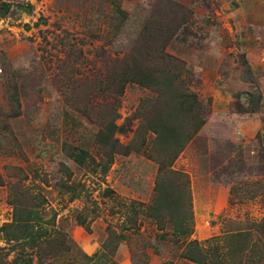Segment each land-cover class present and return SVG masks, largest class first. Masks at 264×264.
Listing matches in <instances>:
<instances>
[{
	"label": "rangeland",
	"instance_id": "rangeland-1",
	"mask_svg": "<svg viewBox=\"0 0 264 264\" xmlns=\"http://www.w3.org/2000/svg\"><path fill=\"white\" fill-rule=\"evenodd\" d=\"M251 1L0 0V264H195L230 235L216 264H264Z\"/></svg>",
	"mask_w": 264,
	"mask_h": 264
},
{
	"label": "trees",
	"instance_id": "trees-1",
	"mask_svg": "<svg viewBox=\"0 0 264 264\" xmlns=\"http://www.w3.org/2000/svg\"><path fill=\"white\" fill-rule=\"evenodd\" d=\"M3 7L5 10V13H7L12 8V4L4 3ZM16 7L18 9L24 8L23 5H17ZM109 134H110V131H107L106 134L104 135L105 140L109 138ZM86 156L87 154L85 152L80 151V153L77 156L72 157V160L81 166L85 163ZM156 190H157V199L154 203L155 205L154 209L158 215L154 213L155 216H157V218H160L159 215L161 214L162 211H165V210L172 212L173 215L176 214V211L180 209V199L182 196V190L178 187L174 188V184L171 185V188H167V186L163 183H159L157 185ZM168 191L173 194L174 202L173 204L169 205L170 209H165V201L167 198L166 196L168 195ZM189 207L191 208V199H190ZM190 220L192 221V217H190ZM175 222L177 223L178 221H175ZM187 233H188V237H190L193 234L192 228L189 229ZM237 237H240V236L230 235L227 238L222 237L224 239L221 245L218 244V241L221 239V237H213L205 241L204 243H200L198 241H190L187 245L188 254L185 255V258L188 261L195 263V264H216V260L219 257V252L222 250L223 247H227L229 248V250L233 249L236 251V247H234V240L238 239ZM224 240L226 241V245H225Z\"/></svg>",
	"mask_w": 264,
	"mask_h": 264
},
{
	"label": "crops",
	"instance_id": "crops-1",
	"mask_svg": "<svg viewBox=\"0 0 264 264\" xmlns=\"http://www.w3.org/2000/svg\"><path fill=\"white\" fill-rule=\"evenodd\" d=\"M251 4L253 5V6H255V2L252 0L251 1ZM248 5L249 4H247V3H244L243 4V7H242V14H244L245 15V12L248 14L249 13V9H248ZM259 5V6H258ZM257 5V7H256V9L258 8V9H260L261 11H263L264 12V0H261V2L259 3ZM248 9V10H247ZM249 14H251V13H249ZM250 16L251 15H248V18H250ZM75 163V162H74ZM77 164V163H76ZM78 165V164H77Z\"/></svg>",
	"mask_w": 264,
	"mask_h": 264
}]
</instances>
